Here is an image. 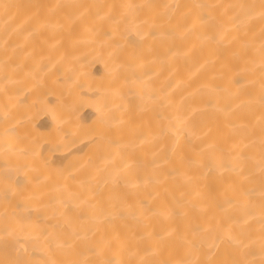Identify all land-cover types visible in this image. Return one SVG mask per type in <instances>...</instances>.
Listing matches in <instances>:
<instances>
[{"label": "bare ground", "instance_id": "bare-ground-1", "mask_svg": "<svg viewBox=\"0 0 264 264\" xmlns=\"http://www.w3.org/2000/svg\"><path fill=\"white\" fill-rule=\"evenodd\" d=\"M0 264H264V0H0Z\"/></svg>", "mask_w": 264, "mask_h": 264}]
</instances>
